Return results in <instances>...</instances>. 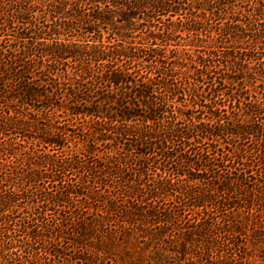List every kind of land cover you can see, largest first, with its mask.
<instances>
[{
    "label": "trees",
    "instance_id": "16d2710c",
    "mask_svg": "<svg viewBox=\"0 0 264 264\" xmlns=\"http://www.w3.org/2000/svg\"><path fill=\"white\" fill-rule=\"evenodd\" d=\"M0 264H264V0H0Z\"/></svg>",
    "mask_w": 264,
    "mask_h": 264
}]
</instances>
